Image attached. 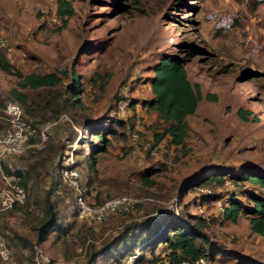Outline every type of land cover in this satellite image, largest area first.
<instances>
[{
	"label": "rangeland",
	"instance_id": "rangeland-1",
	"mask_svg": "<svg viewBox=\"0 0 264 264\" xmlns=\"http://www.w3.org/2000/svg\"><path fill=\"white\" fill-rule=\"evenodd\" d=\"M69 1L74 10L63 25L61 19L53 21L59 0H0V38L10 47L0 46V52L22 73L66 70L63 87L71 83L73 69L82 103L52 120L36 118L37 129L48 126L47 139H34V145L6 156L1 165L0 188L6 184L3 174L20 177L21 184L22 174L14 171L28 173L26 186L21 184L24 204L0 210V235L12 247L13 263L87 264L124 223L139 221L161 205L190 222L207 221L204 232L215 247L210 264H264V234L250 230L246 215L230 221L220 211L231 196L248 202L249 192L264 195V186L237 178L244 171H264V0ZM169 56L181 58L202 94L194 113L185 117L188 130L180 145L167 136L155 142L154 131L160 133L165 124L143 105L154 96L150 83L156 64ZM16 81L0 69L1 103L12 99L9 91ZM239 108L250 111L246 120ZM87 116L102 132L110 126L115 130L106 134V151L96 154L92 171L86 155L99 140L81 127ZM67 165L79 171L80 191L90 205L121 194L139 204L109 212L101 221L80 217L76 193L59 175ZM148 167L156 169L148 177L153 186L140 177ZM213 173L221 184H196ZM45 197L56 221L70 228L51 231L38 243L37 228L47 219ZM14 233L32 241L33 249L16 245ZM164 250V244L157 246V261L145 251L137 264H166ZM109 256L99 254L92 263L122 264Z\"/></svg>",
	"mask_w": 264,
	"mask_h": 264
},
{
	"label": "trees",
	"instance_id": "trees-1",
	"mask_svg": "<svg viewBox=\"0 0 264 264\" xmlns=\"http://www.w3.org/2000/svg\"><path fill=\"white\" fill-rule=\"evenodd\" d=\"M73 10V5L69 0H59L56 14L63 25L66 24ZM0 69L17 77L16 86L12 87L9 92L12 99L22 105L31 123L36 118L38 121L52 120L57 118L61 112L73 111L76 107L82 106L79 98L80 81L73 69H71V83L65 87L62 86V80L67 75L66 70L22 73L14 67L3 52H0ZM150 85L154 96L150 100L145 101L143 105L156 111L159 120L165 124L160 133L154 131L155 142L167 136L171 143L176 145L183 144L188 130L185 117L194 113L197 103L202 97L199 83H192L188 79L181 58L169 56L162 58L156 64ZM26 89L36 91L28 95L25 91ZM205 97L207 99H216L211 93H206ZM237 112L244 120L248 118L247 114L250 113L249 110L241 108ZM252 120H257V117L254 116ZM80 124L84 131H88L89 134L94 132L98 136L99 144H91L90 152L86 155L88 169L92 171L95 170L96 154L106 151V134L109 132L114 133L115 130L110 126L109 131L106 133L102 132L103 130L97 121L92 120L88 116ZM63 167L59 168V175L61 180L66 182L62 175ZM4 169L7 174H11V171L6 166H4ZM155 172V168L148 167L141 171L140 177L149 186H153V180L148 179V177ZM14 173L22 174L21 184L25 187L28 173L25 172L23 174L19 169L15 170ZM216 174L213 173L211 176L204 175L196 180V184L198 186L208 185L213 182L221 184L222 179ZM237 178L250 180L260 186H264V171H244ZM186 180L187 178L183 180V183H186ZM56 182L57 180L53 183ZM182 187L180 186L179 192ZM47 198L45 197L44 210L47 219L37 228L36 240L38 243L44 241L51 231H56L59 234L65 233L70 228V224L63 225L56 221V212L52 204L47 202ZM238 198L237 196L228 198V205L222 211L223 218L235 221L239 214H244L248 218L250 230L258 234H264V195L249 192L247 193L248 202H243ZM104 200L97 201L96 205ZM138 204L136 201L131 207ZM15 206L19 205H14L13 207ZM156 212L159 214L155 215ZM75 213H78V209ZM206 226L207 221L204 218H195L194 222H190L178 211L175 212L161 205H155L152 210L145 211L139 221L124 223L122 231L104 244L100 250L93 252L87 264H93L92 261L96 256L106 253H109V259L111 260L116 258L115 262L123 261L127 253L132 254L135 252L136 247L137 250L139 249V254L134 261L135 264L144 261L143 253L145 251H148L152 256L151 260L157 261L159 257L155 255V250L159 244L165 245L164 257L166 264H181L183 260L192 262L201 256L209 259V256L213 255L215 247L214 242L204 232ZM13 237L16 240V245L20 248L33 249L35 246L32 241L17 233H14Z\"/></svg>",
	"mask_w": 264,
	"mask_h": 264
},
{
	"label": "built area",
	"instance_id": "built-area-1",
	"mask_svg": "<svg viewBox=\"0 0 264 264\" xmlns=\"http://www.w3.org/2000/svg\"><path fill=\"white\" fill-rule=\"evenodd\" d=\"M58 17H53V21H58ZM0 46L10 49L6 39L0 38ZM48 137V126L36 128L28 119L22 105L14 100L8 99L0 102V172L3 173L1 165L6 156L18 155L23 153L29 147L34 145V139L43 143ZM136 138V133L132 134ZM149 144H145L144 148H149ZM157 146H153L152 153H156ZM62 175L67 179L75 191V204L77 205L78 215H92L100 221L106 218L109 212H117L122 209L131 207L136 199L128 194H121L110 197L98 205H90L83 197L78 182L79 171L70 165L62 168ZM6 184L0 188V210L10 209L14 205H21L25 202L26 192L18 182L20 177L3 174ZM225 184H231L227 179ZM223 207L220 206L222 212ZM138 250L129 254L122 261V264H135L134 261L138 257ZM0 264H14L12 261V247L0 235ZM146 264V263H143ZM181 264H210V259L201 256L194 261L183 260Z\"/></svg>",
	"mask_w": 264,
	"mask_h": 264
}]
</instances>
